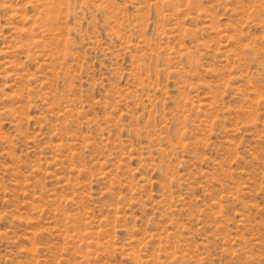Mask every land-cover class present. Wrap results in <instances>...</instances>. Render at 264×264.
<instances>
[{"label": "rangeland", "instance_id": "obj_1", "mask_svg": "<svg viewBox=\"0 0 264 264\" xmlns=\"http://www.w3.org/2000/svg\"><path fill=\"white\" fill-rule=\"evenodd\" d=\"M0 264H264V0H0Z\"/></svg>", "mask_w": 264, "mask_h": 264}]
</instances>
